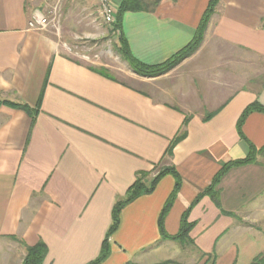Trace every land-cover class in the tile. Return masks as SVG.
Listing matches in <instances>:
<instances>
[{
	"label": "crops",
	"instance_id": "obj_1",
	"mask_svg": "<svg viewBox=\"0 0 264 264\" xmlns=\"http://www.w3.org/2000/svg\"><path fill=\"white\" fill-rule=\"evenodd\" d=\"M208 1L160 0L151 12H126L132 56L165 62L192 40ZM45 8V0H0V99L33 111L0 105V244L21 249L17 264L19 244L39 242L41 264H90L106 238L98 264H250L264 254V114L246 116L242 137L236 130L249 104L264 105V81L252 79L264 71V0H220L194 54L158 77L131 71L129 83L67 52L46 29H30ZM250 154L222 174L214 197L198 198L222 166ZM166 167L180 184L163 230L177 234L198 198L186 218L190 242L159 231L170 175L126 203L108 237L113 208L136 175L149 184ZM185 244L193 262L181 259Z\"/></svg>",
	"mask_w": 264,
	"mask_h": 264
},
{
	"label": "trees",
	"instance_id": "obj_2",
	"mask_svg": "<svg viewBox=\"0 0 264 264\" xmlns=\"http://www.w3.org/2000/svg\"><path fill=\"white\" fill-rule=\"evenodd\" d=\"M219 1L220 0H209L208 1L207 6L195 29L194 36L187 45H185L179 51L174 53L169 59H167L163 63L157 64V65H146L136 60L130 53L128 44L122 33V18L126 12H142V11L151 12L158 6V4L160 3V0H119L114 9V22L110 24L111 25L110 36L111 38H114L115 51L120 56L122 61H124L128 65L129 69L134 74L142 76V77H148V78L161 76L167 73L168 71H170L171 69H173L175 66L180 64L182 61H184L186 58L190 57L192 54H194L197 51V49L200 47L204 39V34L208 26L210 17L214 13ZM99 72L105 76H108L109 78H113V80L116 79L110 76L105 69H101ZM0 105H7L15 109L24 110L29 114H33L32 109H30L27 105H24V104L11 103V102L3 101L0 99ZM252 112H258V113L264 114V105H261L257 101H254L243 110L236 124V130L241 137H242L241 125L244 119L246 118V116ZM183 136H184V133L182 135H178L175 138L174 143L179 141ZM260 152L263 153L264 148L261 149ZM253 159H254V155L250 154L248 157H246L243 160L229 162L225 164L224 166H222L221 169L214 176L211 186L208 187V189L205 190V192L201 193L198 196V198L202 196L203 194H207V193H210L212 197H214L216 193L212 192L213 186L218 182L219 178L222 176L224 172H226L230 167L250 162ZM167 175L174 177L176 179V182H175L174 191L170 194V196L166 200L160 212L159 218H158V227H159L160 234L162 238L164 239L174 240L179 243H189L190 242V239L188 237V231L192 225L187 222L186 218H187L190 208L197 202L198 198H196V200L192 203L190 208H188L182 214V217L180 220L179 231L177 234L173 236H169L163 230L164 218L172 206V202L175 198L177 189L180 184V179L177 173L175 172L173 168H169V167H166L160 170L151 180H149V184H147L146 182L147 175L145 173L136 175V180L134 184L128 190L126 198L116 202L113 208L112 224L108 231V237L116 230L119 224V214L122 208L124 207V205L138 198L139 196L143 194L151 193L154 187L157 185V183L163 177ZM107 247H108V244H107V238H106L102 244V250H101V253L98 259L91 262L90 264H98L102 260H104L108 254ZM45 254H46V246L41 242L37 243L35 246L26 247V254L21 264H41ZM250 264H264V254H260L257 257H255L251 261Z\"/></svg>",
	"mask_w": 264,
	"mask_h": 264
},
{
	"label": "rangeland",
	"instance_id": "obj_3",
	"mask_svg": "<svg viewBox=\"0 0 264 264\" xmlns=\"http://www.w3.org/2000/svg\"><path fill=\"white\" fill-rule=\"evenodd\" d=\"M45 5L44 13L49 18L46 30L64 45L67 52L85 55L113 77L130 82L131 70L115 51L114 38L110 36L111 25L100 14L96 0H45ZM112 5L115 9L114 0ZM252 79L260 85L264 81V71L261 76ZM184 246L186 249L181 257L184 263L198 258L192 254L190 245ZM19 247L25 248L26 254V246L19 244ZM19 251L18 247H2L0 244V264H17L21 257Z\"/></svg>",
	"mask_w": 264,
	"mask_h": 264
},
{
	"label": "built area",
	"instance_id": "obj_4",
	"mask_svg": "<svg viewBox=\"0 0 264 264\" xmlns=\"http://www.w3.org/2000/svg\"><path fill=\"white\" fill-rule=\"evenodd\" d=\"M100 14L105 22L111 24L114 22L113 0H97ZM49 24V18L45 14H34L28 27L32 30H44Z\"/></svg>",
	"mask_w": 264,
	"mask_h": 264
}]
</instances>
